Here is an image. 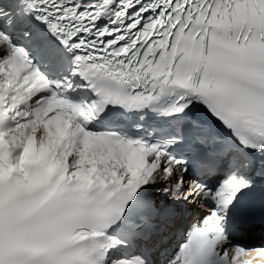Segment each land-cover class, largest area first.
<instances>
[{
  "label": "snow or ice",
  "instance_id": "obj_1",
  "mask_svg": "<svg viewBox=\"0 0 264 264\" xmlns=\"http://www.w3.org/2000/svg\"><path fill=\"white\" fill-rule=\"evenodd\" d=\"M0 264H264V0H0Z\"/></svg>",
  "mask_w": 264,
  "mask_h": 264
},
{
  "label": "bare ground",
  "instance_id": "obj_2",
  "mask_svg": "<svg viewBox=\"0 0 264 264\" xmlns=\"http://www.w3.org/2000/svg\"><path fill=\"white\" fill-rule=\"evenodd\" d=\"M239 242H245V243H247V242H248V240H244V241H239Z\"/></svg>",
  "mask_w": 264,
  "mask_h": 264
}]
</instances>
